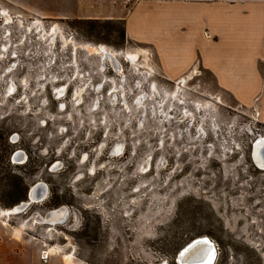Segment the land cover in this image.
Segmentation results:
<instances>
[{
    "label": "rangeland",
    "instance_id": "rangeland-1",
    "mask_svg": "<svg viewBox=\"0 0 264 264\" xmlns=\"http://www.w3.org/2000/svg\"><path fill=\"white\" fill-rule=\"evenodd\" d=\"M132 2L0 0V209L7 172L47 186L0 223V264L50 247L66 264H178L202 235L214 264H264V124L202 70L161 73L122 33Z\"/></svg>",
    "mask_w": 264,
    "mask_h": 264
},
{
    "label": "crops",
    "instance_id": "crops-1",
    "mask_svg": "<svg viewBox=\"0 0 264 264\" xmlns=\"http://www.w3.org/2000/svg\"><path fill=\"white\" fill-rule=\"evenodd\" d=\"M120 19L126 40L153 50L166 77L202 70L264 124V0H133ZM63 258L51 254L41 264Z\"/></svg>",
    "mask_w": 264,
    "mask_h": 264
},
{
    "label": "bare ground",
    "instance_id": "bare-ground-1",
    "mask_svg": "<svg viewBox=\"0 0 264 264\" xmlns=\"http://www.w3.org/2000/svg\"><path fill=\"white\" fill-rule=\"evenodd\" d=\"M96 48H98L100 51H102L103 56H107L110 59H112V57H114V55H117V52L107 51L105 49V46L102 44H99ZM144 53H146V51L141 49L139 53L127 51V52H125V55L127 56L128 59L135 61V60H137L138 55H141V54L143 55ZM184 79H181V80H184ZM189 79H190V77H189ZM178 87H179V84H178ZM262 145H264V135L259 136L256 139L254 146H253V156H254L257 164L259 166H261L262 168H264V153H262V150H261ZM39 183H41V185L37 187L38 195H40V196L45 195L47 192V186L42 182H39ZM32 202H38V201H32ZM26 204L27 203L25 201H21L19 204L15 205L13 207H10L9 209H7V208L6 209H0V217L3 218L1 220V223L6 225L7 220L10 217V215L22 212V209H24V207H26ZM30 204H31V202H29V205ZM64 207H59V208L53 209V210L48 212V215L45 218L48 220V224L53 225V223H54V221L52 220L53 217L59 216V215H61L63 217L64 215L68 214L67 210ZM193 239H196L194 242L195 245L191 249H189L186 253H184V251H181L185 247V245H187ZM207 241L210 243H206ZM189 242L185 243V245H183V247H181L178 250V252L176 254V262L178 264H214L215 263L217 251H216L215 246H214L215 244L210 237H208L207 235L196 236V237L192 238ZM42 250H44L47 253L53 254V251H52L53 247L45 248ZM57 250H61V249H57ZM68 256L69 255H65L64 257H68Z\"/></svg>",
    "mask_w": 264,
    "mask_h": 264
},
{
    "label": "trees",
    "instance_id": "trees-1",
    "mask_svg": "<svg viewBox=\"0 0 264 264\" xmlns=\"http://www.w3.org/2000/svg\"><path fill=\"white\" fill-rule=\"evenodd\" d=\"M122 33L125 34L124 32V25H123V30ZM5 144L8 143L5 140ZM9 153L6 156L7 162H9ZM5 179V192L3 193V200L2 204L4 206H14L18 204L20 201L26 200L27 198V192H28V187L27 185L23 182V179H21L18 176L9 174V172L6 173L3 177ZM58 204V202L56 203Z\"/></svg>",
    "mask_w": 264,
    "mask_h": 264
},
{
    "label": "water",
    "instance_id": "water-1",
    "mask_svg": "<svg viewBox=\"0 0 264 264\" xmlns=\"http://www.w3.org/2000/svg\"><path fill=\"white\" fill-rule=\"evenodd\" d=\"M261 150H262V153H264V145L261 146ZM12 158L20 160L21 159V152L20 151L13 152ZM40 185H41V183L36 182L29 187L28 192H27V198H26V200H23L27 203L26 206L29 204V202L41 201V200L45 199L47 192L45 195H42V196L38 195L37 187ZM196 239H193L191 242H189L187 245H185V247L181 251H184V253H186L189 249H191L195 245L194 242ZM206 243H210V242L207 241Z\"/></svg>",
    "mask_w": 264,
    "mask_h": 264
},
{
    "label": "built area",
    "instance_id": "built-area-1",
    "mask_svg": "<svg viewBox=\"0 0 264 264\" xmlns=\"http://www.w3.org/2000/svg\"><path fill=\"white\" fill-rule=\"evenodd\" d=\"M50 255H51L50 253H47L44 250H42L41 253H40L41 262L42 263H46L48 261Z\"/></svg>",
    "mask_w": 264,
    "mask_h": 264
}]
</instances>
